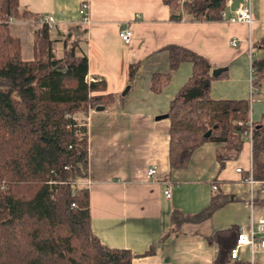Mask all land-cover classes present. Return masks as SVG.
<instances>
[{"label": "crops", "instance_id": "crops-1", "mask_svg": "<svg viewBox=\"0 0 264 264\" xmlns=\"http://www.w3.org/2000/svg\"><path fill=\"white\" fill-rule=\"evenodd\" d=\"M240 1L227 0L226 17ZM82 3L88 5L89 23L82 21ZM250 4L249 27L227 18L175 21L162 0H19L21 9L54 16V55L63 56L65 38L78 40L76 54L88 59L86 80H103L106 92L114 95L110 107L90 109L85 118L88 161L83 184L90 195L92 232L108 247L130 250L132 264H214L216 249L208 237L232 225L249 227L264 215V182L246 180L252 144L243 135L235 143L208 141L196 148L185 167L170 170L169 103L191 75L192 64L181 62L160 92L150 87L154 74L169 71L167 47L178 45L204 56L212 72L223 74L211 83L212 99L250 97V54L252 59L264 55L259 47L264 0ZM9 26L11 31V22ZM32 26L31 20L19 19L16 33L11 31L21 41L24 60L33 58ZM123 27L132 30L127 44L119 38ZM21 34L28 39L26 49ZM131 64L136 70L130 81ZM256 94L258 99L250 103L251 122L264 113V82ZM151 167L156 168L153 176L147 173ZM168 187L170 197L164 194ZM213 192L227 201L197 219ZM150 248L153 252L146 254ZM249 258L250 250L244 248L237 261L246 264ZM226 264L235 263L231 259ZM255 264H264V252L255 254Z\"/></svg>", "mask_w": 264, "mask_h": 264}, {"label": "trees", "instance_id": "trees-1", "mask_svg": "<svg viewBox=\"0 0 264 264\" xmlns=\"http://www.w3.org/2000/svg\"><path fill=\"white\" fill-rule=\"evenodd\" d=\"M162 1L175 21L222 20L227 4ZM41 17L21 9L19 0H0V264H132L130 250L108 247L92 232L90 195L83 184L88 161L85 118L90 109L110 107L114 95L106 92L103 80H86L88 59L76 54L78 40L65 38L63 56L54 55L50 28L46 23L38 26ZM18 18L34 24L30 60L22 58L21 41L10 31L9 21ZM259 47L264 52V40ZM167 50L169 71L151 77L154 92L168 85L181 62L192 64L191 75L170 100L167 113L168 159L174 170L185 167L196 148L208 141H239L249 128L251 102L212 99L215 76L208 59L183 46L170 45ZM251 66L259 90L264 55L253 58ZM135 70L131 64L130 81ZM251 126L248 175L264 182V113ZM208 130L211 134L205 137ZM226 201L213 192L208 206L195 217L211 215ZM238 232L239 227L232 225L207 238L216 249L214 264L231 260ZM152 252L150 248L146 254Z\"/></svg>", "mask_w": 264, "mask_h": 264}, {"label": "built area", "instance_id": "built-area-1", "mask_svg": "<svg viewBox=\"0 0 264 264\" xmlns=\"http://www.w3.org/2000/svg\"><path fill=\"white\" fill-rule=\"evenodd\" d=\"M80 15L82 17V21L84 23H89L88 17V5L86 3H82L80 6ZM229 22H240L245 23L249 27L251 26L253 20L251 16V4L250 0H241L238 8L234 11V14L230 17H226L224 11H222V19H226ZM46 23L49 28L55 23V18L53 15L45 14L39 19V25ZM132 37V30L129 27H123L119 30V38L124 43H129ZM233 46H235L236 40H232L230 42ZM249 45L251 48V41L249 39ZM251 54H250V102L253 100V96L256 92V87L253 84V80L255 75L253 73V69L251 66ZM249 128L243 132V136L248 138L251 141L252 137V126L251 121L248 122ZM238 172L241 168L236 169ZM148 175L153 176L156 173V168L151 167L148 169ZM246 180L250 183H253V179L251 174H249ZM212 189H216V185H212ZM164 194L167 197H170V187H168ZM244 248H249L250 250V258L246 264H255V254L259 252H264V215L260 216L256 220H252L249 227L240 226L238 236L236 238V242L234 246L230 249V257L232 260H237L240 258V254Z\"/></svg>", "mask_w": 264, "mask_h": 264}, {"label": "rangeland", "instance_id": "rangeland-1", "mask_svg": "<svg viewBox=\"0 0 264 264\" xmlns=\"http://www.w3.org/2000/svg\"><path fill=\"white\" fill-rule=\"evenodd\" d=\"M19 19H22V18H18V19H11L10 21H9V25H10V22H11V31L13 32V33H16L15 32V29H14V27L16 26V24H18V22H19ZM24 20H27V19H24ZM33 24V23H32ZM33 26H34V24H33ZM33 26H32V28H33ZM38 26H39V24H38ZM24 33V32H23ZM21 36L23 37L22 39H23V47L26 49V45H27V43H28V39L25 37V35L23 34H21ZM257 94L256 95H254V99H253V101H256L258 98H257ZM248 99H250V97H249V95H248ZM252 102V101H251ZM252 108V107H251Z\"/></svg>", "mask_w": 264, "mask_h": 264}, {"label": "water", "instance_id": "water-1", "mask_svg": "<svg viewBox=\"0 0 264 264\" xmlns=\"http://www.w3.org/2000/svg\"><path fill=\"white\" fill-rule=\"evenodd\" d=\"M219 73V71L218 70H214L213 72H212V74L215 76V75H217ZM127 90H128V88H125V90H124V92L122 93L123 95L127 92ZM103 109V107H98L97 108V110H102ZM210 134H211V130H208L205 134H204V136L205 137H209L210 136Z\"/></svg>", "mask_w": 264, "mask_h": 264}]
</instances>
